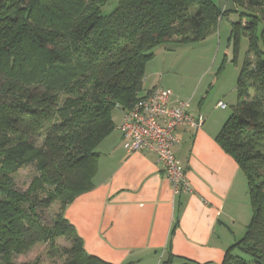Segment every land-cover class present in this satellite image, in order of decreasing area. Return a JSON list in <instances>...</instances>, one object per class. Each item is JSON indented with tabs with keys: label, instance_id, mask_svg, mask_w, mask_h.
<instances>
[{
	"label": "trees",
	"instance_id": "obj_1",
	"mask_svg": "<svg viewBox=\"0 0 264 264\" xmlns=\"http://www.w3.org/2000/svg\"><path fill=\"white\" fill-rule=\"evenodd\" d=\"M236 1L230 33L248 49L215 139L245 176L250 220L220 264H264V0ZM219 13L213 0H0V264L39 243L50 264H112L85 251L64 208L93 187L112 111L145 94L153 49L204 40ZM26 166L35 174L21 190ZM159 264L197 263L168 250Z\"/></svg>",
	"mask_w": 264,
	"mask_h": 264
},
{
	"label": "crops",
	"instance_id": "obj_2",
	"mask_svg": "<svg viewBox=\"0 0 264 264\" xmlns=\"http://www.w3.org/2000/svg\"><path fill=\"white\" fill-rule=\"evenodd\" d=\"M148 77L144 92L160 86L169 105L185 102L191 114L205 117L199 128L178 129L173 147L192 192L173 193L154 152L126 153L120 122L97 146L93 187L65 206L64 217L87 253L112 264H159L168 250L197 264H220L250 220L245 176L217 143L221 126L204 97L193 102L161 79L145 86Z\"/></svg>",
	"mask_w": 264,
	"mask_h": 264
},
{
	"label": "rangeland",
	"instance_id": "obj_3",
	"mask_svg": "<svg viewBox=\"0 0 264 264\" xmlns=\"http://www.w3.org/2000/svg\"><path fill=\"white\" fill-rule=\"evenodd\" d=\"M213 2L220 12L214 30L199 42H167L154 48V55L145 66V78L149 77L144 85L161 79L174 94L183 97L188 94L193 102L204 97V102L209 105L208 113L222 126L236 103V83L248 49V39L239 32L235 44L230 33L233 24L239 22L244 8L236 0ZM218 101L224 103L225 107L216 106ZM121 119L122 111L115 108L112 111L113 125L119 124ZM34 174L31 166L19 169L14 174L17 187L26 190ZM58 209L59 203L56 202L45 210V220L51 219ZM69 245L64 238L55 240L57 249ZM47 249L44 243L36 244L27 253L14 256L12 261L14 264H50ZM55 261L58 263L61 259L56 257Z\"/></svg>",
	"mask_w": 264,
	"mask_h": 264
},
{
	"label": "built area",
	"instance_id": "obj_4",
	"mask_svg": "<svg viewBox=\"0 0 264 264\" xmlns=\"http://www.w3.org/2000/svg\"><path fill=\"white\" fill-rule=\"evenodd\" d=\"M216 106L225 107V104L219 101ZM204 119L202 114H191L185 102L169 105L166 91L154 86L137 98L130 108L123 110L119 126L122 147L126 153L154 152L173 193H191L192 187L173 147L178 143V129L199 128Z\"/></svg>",
	"mask_w": 264,
	"mask_h": 264
}]
</instances>
